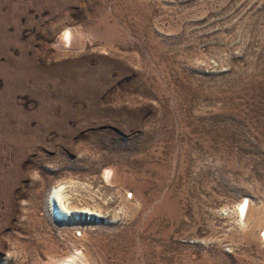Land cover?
<instances>
[{
	"label": "rangeland",
	"instance_id": "obj_1",
	"mask_svg": "<svg viewBox=\"0 0 264 264\" xmlns=\"http://www.w3.org/2000/svg\"><path fill=\"white\" fill-rule=\"evenodd\" d=\"M71 259L264 264V0H0V264Z\"/></svg>",
	"mask_w": 264,
	"mask_h": 264
},
{
	"label": "bare ground",
	"instance_id": "obj_2",
	"mask_svg": "<svg viewBox=\"0 0 264 264\" xmlns=\"http://www.w3.org/2000/svg\"><path fill=\"white\" fill-rule=\"evenodd\" d=\"M65 36H66V38H68V40L70 39V34L69 33H66L65 34ZM61 187L59 188H55L54 190H53V192H54V199H55V201H57V202H59V201H61L60 200V192H61ZM244 204V202H242L241 204H240V207H243V209H242V213L241 214H245L246 212H247V209H248V203H247V205H245ZM65 210V209H64ZM64 213H66V211H64ZM68 213V212H67ZM82 214H90L89 212H87V211H82ZM67 215V214H66ZM77 257V256H76ZM77 261H75V259H71V260H67V261H63L62 262V264H77L76 263Z\"/></svg>",
	"mask_w": 264,
	"mask_h": 264
}]
</instances>
